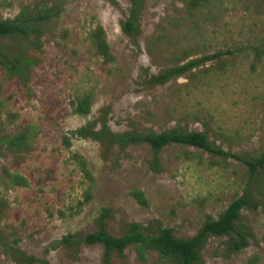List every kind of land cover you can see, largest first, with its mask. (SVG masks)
Masks as SVG:
<instances>
[{"label":"rangeland","instance_id":"rangeland-1","mask_svg":"<svg viewBox=\"0 0 264 264\" xmlns=\"http://www.w3.org/2000/svg\"><path fill=\"white\" fill-rule=\"evenodd\" d=\"M189 2L145 0L139 34L129 36L121 28L129 0H0V20L23 9L55 8L41 48L28 53L34 66L27 84L5 79L0 68L1 133L34 132L25 153L0 150V230L26 256L45 264H103L101 246L80 243L96 231L103 211L114 237L136 223L149 235L168 228L188 239L248 187L251 202L237 223L252 233L246 247L236 253L227 237H210L197 264H264V171L249 177L233 159L180 145L158 154L145 144L104 151L72 134L87 123L99 127L106 110L113 133L205 132L214 147L232 154L252 158L264 152V58L252 66L251 51L264 41V0H213L197 9ZM97 26L111 63L92 46ZM217 52L223 53L224 70L214 60L165 85L148 83L150 76ZM84 95L90 96L88 116L74 112ZM7 173L27 185L12 186ZM69 235L78 244H63ZM0 264L26 263L0 248ZM110 264L169 263L129 247L113 253Z\"/></svg>","mask_w":264,"mask_h":264},{"label":"trees","instance_id":"trees-1","mask_svg":"<svg viewBox=\"0 0 264 264\" xmlns=\"http://www.w3.org/2000/svg\"><path fill=\"white\" fill-rule=\"evenodd\" d=\"M112 4L116 0H108ZM158 1V0H157ZM213 0H190L189 8L197 9L206 6ZM145 0H129L130 8L127 19L121 23L122 31L126 35L139 34V15L143 8ZM40 11L31 13L28 9H23L14 19L0 20V68L3 71L5 79L17 78L23 85L28 82L29 72L34 66V60L29 57L31 49L39 50L41 43L39 39L45 36L49 31L46 25L51 23L52 11L54 7L48 9L47 5L41 7ZM92 46L98 56L104 63L113 62L110 48L106 41L104 30L97 26L90 34ZM7 41H14L13 45H7ZM21 47H20V46ZM253 54V65L261 62L264 58V41L251 47ZM223 53L217 52L212 55L203 56L200 59L190 61L183 65L174 66L157 75L150 76L148 83L151 86H162L174 78L182 77L192 70L203 66L205 63L218 60L220 70L225 69V64L221 60ZM75 114L88 116L90 114V96L84 95L76 102ZM4 108V102L0 100V112ZM103 117L99 127H93L92 124L86 125L74 130L73 136L79 139H89L99 144L104 151L113 149L114 146L124 148L129 145L145 144L153 153L158 154L165 147L171 145L187 146L201 150L214 157L227 160L233 159L247 168L249 177H253L258 171H264V152L256 157H245L235 155L229 151L216 148L208 140L205 132H180L177 130H168L160 134L153 133H113L107 125V111H103ZM28 127L26 131L6 135L1 133L0 126V150L7 148L16 154L25 153L33 142L34 132ZM68 144V143H67ZM156 165V164H155ZM82 167L85 168L82 163ZM89 177L86 170H83ZM12 186H26V180L18 174H9ZM132 196L141 205H146L143 194L134 191ZM248 187L244 190L242 196L234 199L223 213L217 218L206 217L204 223L197 233L188 239H178L173 235L171 229H161L158 233L146 234L144 228L136 223H130L126 226V232L120 237H114L107 231L106 219L109 217L107 211H103L96 220L97 229L93 233L80 239L81 244L87 246L99 245L103 248L102 262L110 264L113 253L122 254L129 247H133L139 256L143 257L147 253H156L158 259L169 264H197L199 262V252L210 237L229 239V249L238 253L247 245V237H252V233L244 228H238L237 223L240 215L251 202ZM255 207V205H254ZM7 234L0 230V248L5 256H16L26 264L43 263L33 257L26 256L18 248L8 243ZM76 236L69 235L62 239V243L67 247L78 244L75 241ZM16 243L15 241H13Z\"/></svg>","mask_w":264,"mask_h":264}]
</instances>
